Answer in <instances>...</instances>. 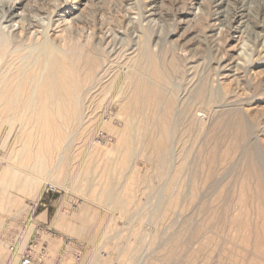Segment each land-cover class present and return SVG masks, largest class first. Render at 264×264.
<instances>
[{
  "label": "rangeland",
  "instance_id": "rangeland-1",
  "mask_svg": "<svg viewBox=\"0 0 264 264\" xmlns=\"http://www.w3.org/2000/svg\"><path fill=\"white\" fill-rule=\"evenodd\" d=\"M38 1L60 50L0 97V264L35 226L63 264H264V0Z\"/></svg>",
  "mask_w": 264,
  "mask_h": 264
},
{
  "label": "bare ground",
  "instance_id": "bare-ground-1",
  "mask_svg": "<svg viewBox=\"0 0 264 264\" xmlns=\"http://www.w3.org/2000/svg\"><path fill=\"white\" fill-rule=\"evenodd\" d=\"M40 3L41 2L38 0H0V97H6L10 93L8 98L16 101L20 92L15 91L7 93V91H5L7 87L13 85H16L17 87H37L42 84L45 79L49 78V71L52 70V68H50L48 71V68L50 67L51 54L55 50H60V48L51 40L49 36V22L46 25L42 24L43 29L40 31V24L35 19L42 11H44L42 3ZM67 6V2H60L52 9V13L55 16L61 14L60 19L62 22H66L65 19H63V14H65L64 11L67 10ZM79 6L80 7L77 11L82 12V9L85 8L86 5L84 6L80 3ZM53 58L54 57H52V59ZM23 96L26 97V101L29 104H33V102H35V98L37 97L36 90L34 89L29 95ZM115 97H117V95ZM60 105L61 104H59V107ZM47 110L48 112H53L55 109L51 106L48 107ZM134 136L129 138L130 149L126 152L128 161L132 160L134 156ZM58 159L60 160L61 157H58ZM16 170L14 167V170L12 171L13 174L16 173ZM41 180L42 179L39 177H32L30 186H33V188L36 187ZM45 180H49L48 176ZM3 185L4 187L7 186L6 183H3ZM112 199V193H107L105 201L108 202Z\"/></svg>",
  "mask_w": 264,
  "mask_h": 264
},
{
  "label": "built area",
  "instance_id": "built-area-1",
  "mask_svg": "<svg viewBox=\"0 0 264 264\" xmlns=\"http://www.w3.org/2000/svg\"><path fill=\"white\" fill-rule=\"evenodd\" d=\"M46 192H53L49 188ZM31 221V220H30ZM36 235L26 242L23 233L7 244V259L4 264H63L71 257L75 262H80L84 253L81 245L68 242L63 246L60 255L51 262L48 254V245L41 241L38 233L42 232L41 226H35Z\"/></svg>",
  "mask_w": 264,
  "mask_h": 264
}]
</instances>
